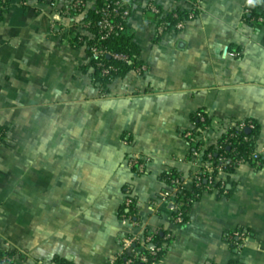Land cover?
I'll return each mask as SVG.
<instances>
[{"label": "crops", "instance_id": "crops-1", "mask_svg": "<svg viewBox=\"0 0 264 264\" xmlns=\"http://www.w3.org/2000/svg\"><path fill=\"white\" fill-rule=\"evenodd\" d=\"M4 1L0 132L11 144L0 147V253L13 264H119L123 242L151 232L171 239L157 264H264V0L256 23L247 0H200L184 30L164 35L149 0H129L144 71L114 80L106 94L86 47L74 46L83 24L63 14L82 1L85 16L99 0ZM194 1L159 5L190 12ZM199 111L213 142L230 123L255 120L263 165L222 175L227 191L203 192L177 225L161 199L163 176L177 170L188 180L198 169L184 134ZM135 154L150 159L144 174L128 165ZM124 209L136 225L121 219ZM241 232L247 239L234 242Z\"/></svg>", "mask_w": 264, "mask_h": 264}, {"label": "trees", "instance_id": "trees-1", "mask_svg": "<svg viewBox=\"0 0 264 264\" xmlns=\"http://www.w3.org/2000/svg\"><path fill=\"white\" fill-rule=\"evenodd\" d=\"M252 3V13L247 16V19L250 23L257 21L261 15L259 14V5L261 0H249ZM106 0H99L95 10L90 11L85 16L79 17L80 23L83 25H88L85 29L86 34H82L78 29V23L76 27L73 28L72 35L75 47H86L87 52L90 56V69L92 70V79L94 84L101 90L103 94H106L110 84L118 79L125 77L131 71L136 69H141L143 67L140 62L141 57V48L134 42V36L127 26V22L124 23V30L122 32L112 35L106 40L101 38V13L100 11L104 7ZM8 6V2L0 0V21L3 19L4 13ZM132 8V4L130 3ZM153 16L156 21L157 18L155 15L147 12ZM181 19H188L189 12L186 11H176ZM165 19L173 26L177 21L173 19L172 14H167ZM97 48L98 50H103L107 52L101 57L95 58L92 53V49ZM114 55H124L127 56L128 61H118L113 58ZM103 69L108 70V74L103 73ZM206 118L205 122L199 121L195 115L192 117V122L196 124L197 130H203L210 125V120L205 112H202ZM247 125H251V128H246L242 131H239L236 127H233L229 130L227 135H224L219 140V146L221 151L217 152L214 147H210L208 152L212 155V161L214 164H217L220 154L225 153L229 158L231 163L227 167L228 176L232 175L237 168L244 164H250L256 170L261 169L263 165L262 158L258 161L253 159V155L256 151V144L260 134V127L255 120L245 121ZM237 123V122H236ZM239 124V123H238ZM237 124V125H238ZM249 127V126H248ZM249 131V133H248ZM5 133H7L5 131ZM228 141V142H227ZM195 149V148H193ZM192 149V150H193ZM180 172L177 170H172L170 173L163 176V181L170 185L171 181L177 177H180ZM228 183L224 181L217 182L212 189H217L220 193L227 191ZM205 179L201 182V186L196 187L192 186L190 191H186L183 195H178L176 201L182 205L181 210L184 212L183 219L184 224L189 221L188 213L193 204L200 201L203 192L208 191ZM189 202L191 203L188 206ZM129 210V211H127ZM131 209H124L122 215H130ZM174 217L177 216V213H174ZM233 236V241L235 242V237ZM171 243V239L166 238L163 234H157L153 238V247L155 255H148V252L141 248L139 245H135L133 248V253H125L119 259V264H125L130 258H134V264H141L139 259L135 257V254L139 257L147 256V264H157L166 254V248ZM8 255L5 253H0V261H3V258ZM54 264H73L70 261H67L62 258H55Z\"/></svg>", "mask_w": 264, "mask_h": 264}, {"label": "built area", "instance_id": "built-area-1", "mask_svg": "<svg viewBox=\"0 0 264 264\" xmlns=\"http://www.w3.org/2000/svg\"><path fill=\"white\" fill-rule=\"evenodd\" d=\"M84 4L82 1L75 2L71 7L67 8L63 14L69 17H80L83 13ZM200 10V0H195L192 3L191 11L189 12L188 19H181L177 13H171L173 19L177 22L171 26L169 22L165 19L167 13H165L159 5V0H149L146 11L155 15L157 18V31L159 35H164L169 33L171 30L182 31L185 29L186 25L193 21ZM101 13V39L106 40L110 38L112 35L122 32L124 30V23L128 21L130 16L132 15V8L130 6L129 0H106V3ZM252 13V3L247 0V5L245 8V15H251ZM258 20V19H257ZM259 21H263V18H259ZM85 29H87L88 25H83ZM93 56L95 58L101 57L105 55L107 52L103 50H98L97 48L92 49ZM113 58L118 61L127 62L128 58L124 55H114ZM140 71H144V68H141ZM103 73L106 75L108 74V70L103 69ZM196 118L201 121L205 122L206 118L202 111H199L195 114ZM239 123V124H238ZM238 124V125H237ZM249 126V127H248ZM233 127H236L239 131H242L246 128H251V125H247L246 122H233L227 125L223 129V134L227 135L229 130ZM210 130V125L207 126L203 130H197L196 124L193 122V127L191 130L187 131L184 134V138L190 147L193 149L191 154L190 164L193 166H198V169L194 171L190 178L187 180L182 175L180 177L175 178L171 181L170 185L167 184L166 190L162 194V201L169 205L172 209V221L177 225L184 224L183 215L184 212L181 210L182 205L185 206V203L179 204L176 201L178 195H183L186 191H190L192 186L199 187L201 186V182L205 179V183L207 189H212V187L217 183L220 182V177L222 175L227 174V167L231 163L229 158L225 155V153L220 154L217 164H214L212 161V155L208 152L210 147H214V149L219 152L221 151V147L219 146V139L218 141H211L208 138V132ZM228 142V141H227ZM11 141L9 139L8 132H0V147L9 146ZM253 159L258 161L261 159L259 153L255 151L253 155ZM150 163V159L142 156V155H131L128 159V165L130 168L137 171L138 174H144L147 170V166ZM169 171L168 173H170ZM167 173V174H168ZM188 183H191L192 186L189 187ZM193 202H189L188 206L191 205ZM133 200L129 197L126 201V206H132ZM194 205V204H193ZM174 213H177V216L174 217ZM121 219L126 222L131 223L132 225H136V223L132 220L130 215H121ZM158 233H151V232H144L140 235L131 236L123 242V249L121 252V257L125 253H133V248L135 245H139L141 248L145 249L148 252V255H155L153 252V238ZM238 237L240 241H245L246 233H236L234 235ZM165 247V246H164ZM135 257L139 259L141 264H147L148 258L147 256H141L135 254ZM3 262L7 264H13L16 262V257L14 255H6L3 258ZM125 264H134V258H130L126 261Z\"/></svg>", "mask_w": 264, "mask_h": 264}, {"label": "water", "instance_id": "water-1", "mask_svg": "<svg viewBox=\"0 0 264 264\" xmlns=\"http://www.w3.org/2000/svg\"><path fill=\"white\" fill-rule=\"evenodd\" d=\"M248 133H249V131H248Z\"/></svg>", "mask_w": 264, "mask_h": 264}]
</instances>
